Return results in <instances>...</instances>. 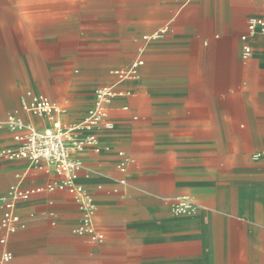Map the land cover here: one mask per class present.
I'll list each match as a JSON object with an SVG mask.
<instances>
[{
  "label": "crops",
  "instance_id": "obj_1",
  "mask_svg": "<svg viewBox=\"0 0 264 264\" xmlns=\"http://www.w3.org/2000/svg\"><path fill=\"white\" fill-rule=\"evenodd\" d=\"M257 16L264 0H0V196L59 180L8 158V115L50 127L24 109L44 95L76 124L117 91L113 129L78 135L101 150L71 155L103 242L75 233L82 212L55 189L17 204L8 264H264V31L246 60L241 39ZM138 58L139 78L115 75Z\"/></svg>",
  "mask_w": 264,
  "mask_h": 264
},
{
  "label": "built area",
  "instance_id": "obj_2",
  "mask_svg": "<svg viewBox=\"0 0 264 264\" xmlns=\"http://www.w3.org/2000/svg\"><path fill=\"white\" fill-rule=\"evenodd\" d=\"M264 31V16L251 17L248 22V33L242 35L243 59L252 55V47L249 42L251 36ZM144 60L138 58L128 69L115 71L119 79L139 78V69L143 66ZM117 91L112 85H104L95 93V105L86 118L76 124L64 123L59 117L63 109L51 102L46 96L35 97L24 109L38 117L47 118L52 125L44 130L27 125L18 114L8 115V122L19 127L13 135L18 146L15 150L7 153L9 159H25L31 164L44 170L47 173L53 172L58 177V182H49L39 186H22L20 183L10 185L7 192L0 196L2 217L0 219V243L3 246L0 255V264H8L13 259V253L8 248L11 235L16 233L25 225L21 222L17 211V204L27 201L38 193L51 192L55 189L66 190L74 196L82 212V221L75 228V233L87 235L92 241L101 243L104 234L95 225L94 216L96 204L90 193L78 183L79 171L82 162L71 157L74 151H82L91 146L100 151V141L95 133H90L85 138L78 135L84 131H92L98 128L113 129L114 123L109 118V105ZM122 161L118 164L121 171H125L129 160L124 152H120ZM1 156V155H0ZM191 205L183 199L178 210L185 211Z\"/></svg>",
  "mask_w": 264,
  "mask_h": 264
}]
</instances>
